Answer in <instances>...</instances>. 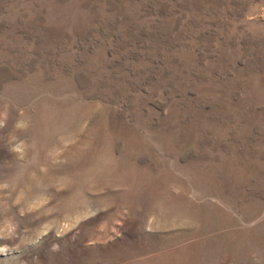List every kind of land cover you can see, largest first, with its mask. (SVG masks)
I'll return each mask as SVG.
<instances>
[{
    "label": "rangeland",
    "instance_id": "1",
    "mask_svg": "<svg viewBox=\"0 0 264 264\" xmlns=\"http://www.w3.org/2000/svg\"><path fill=\"white\" fill-rule=\"evenodd\" d=\"M0 264H264V0H0Z\"/></svg>",
    "mask_w": 264,
    "mask_h": 264
}]
</instances>
